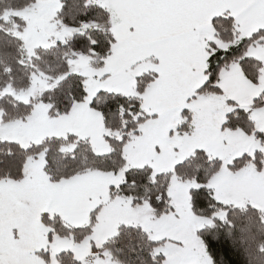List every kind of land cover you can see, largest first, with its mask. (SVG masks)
Here are the masks:
<instances>
[{
    "label": "snow or ice",
    "instance_id": "snow-or-ice-1",
    "mask_svg": "<svg viewBox=\"0 0 264 264\" xmlns=\"http://www.w3.org/2000/svg\"><path fill=\"white\" fill-rule=\"evenodd\" d=\"M0 264H264V0H0Z\"/></svg>",
    "mask_w": 264,
    "mask_h": 264
}]
</instances>
